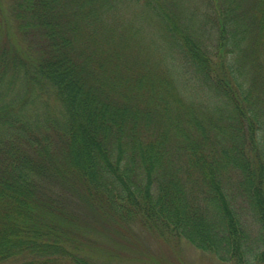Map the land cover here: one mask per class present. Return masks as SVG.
I'll use <instances>...</instances> for the list:
<instances>
[{
  "label": "trees",
  "instance_id": "trees-1",
  "mask_svg": "<svg viewBox=\"0 0 264 264\" xmlns=\"http://www.w3.org/2000/svg\"><path fill=\"white\" fill-rule=\"evenodd\" d=\"M201 1L11 0L0 264H92L82 206L264 264V0Z\"/></svg>",
  "mask_w": 264,
  "mask_h": 264
},
{
  "label": "rangeland",
  "instance_id": "rangeland-1",
  "mask_svg": "<svg viewBox=\"0 0 264 264\" xmlns=\"http://www.w3.org/2000/svg\"><path fill=\"white\" fill-rule=\"evenodd\" d=\"M10 5L11 0H0V47L8 48L12 45L24 51L27 40L16 29ZM189 6L191 12L195 11L192 22L199 28L205 21L201 11L207 5L201 0H191L186 9ZM214 27L208 25V35L214 33ZM82 209L84 213L92 212L93 215L92 221L85 219L81 223L84 236L87 237L86 232L91 231L92 234V246L83 247L92 264H223L212 254L202 252L184 240L165 239L140 224L124 226L105 219L91 208L86 210L82 206Z\"/></svg>",
  "mask_w": 264,
  "mask_h": 264
}]
</instances>
